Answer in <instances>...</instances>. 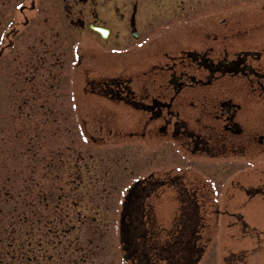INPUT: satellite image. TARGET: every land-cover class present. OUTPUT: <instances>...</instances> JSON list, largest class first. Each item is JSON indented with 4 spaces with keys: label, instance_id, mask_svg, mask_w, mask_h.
Wrapping results in <instances>:
<instances>
[{
    "label": "rangeland",
    "instance_id": "rangeland-1",
    "mask_svg": "<svg viewBox=\"0 0 264 264\" xmlns=\"http://www.w3.org/2000/svg\"><path fill=\"white\" fill-rule=\"evenodd\" d=\"M105 2L104 17L123 41L112 42L104 52L86 32L77 36L65 26L62 0H0V47L6 48L0 57V238L30 235L36 255L46 248V264H132L130 257L124 258L121 241L124 197L137 181L164 178L169 167V140L159 131L162 119L147 124V114L138 107L105 96H86L89 84L84 76L93 66L96 71L95 63L103 59H83L77 66L70 50L80 53L92 44L97 55H107L97 72L118 82L128 80L134 94L141 86L140 79L152 75L158 80L153 86L162 87L161 93L168 86L164 72L167 75L168 63H172L167 58L173 52L171 44L186 43L198 49L202 39L209 47L226 48L224 54L231 58L240 47L242 34L257 37L264 32V0ZM114 4L126 18L134 4L139 41L124 39L127 27L110 19ZM22 6L26 8L22 10ZM12 20L18 32L14 48L8 52L10 37H1ZM42 43L63 53L47 59V70L53 64L56 79L50 77L54 81L47 79V70H41L37 60ZM262 47L258 52L264 59V42ZM29 51L36 61H31ZM28 61L26 78L21 65ZM13 65L19 69L12 75ZM72 72L74 82L65 77ZM118 82L112 85L121 90ZM75 87L76 97L72 98ZM225 89L226 81L220 80L186 90L185 95ZM28 136L31 154L25 160L23 139ZM254 165L260 169L257 161ZM191 166L192 172L199 170V160ZM206 185L209 198L218 204L209 211V227L204 232L208 238H203L205 253L199 264H264V191L235 185L227 190L226 184L220 194L212 195L215 189ZM155 192L160 197L153 198L159 224L155 235L163 239L168 233L161 228H170L169 213L181 211L176 210V199L170 202L169 189L159 185ZM24 215H28L27 221L22 219ZM130 231L127 227L126 235L132 237Z\"/></svg>",
    "mask_w": 264,
    "mask_h": 264
},
{
    "label": "flooded vegetation",
    "instance_id": "flooded-vegetation-1",
    "mask_svg": "<svg viewBox=\"0 0 264 264\" xmlns=\"http://www.w3.org/2000/svg\"><path fill=\"white\" fill-rule=\"evenodd\" d=\"M107 3L105 0H62L61 5V8L65 9V26H70L72 33L74 31L77 36L86 32L94 40L93 43L101 46L100 50L104 52L108 51L107 48L112 42L118 44L120 39L123 41L121 34L114 31L111 23L104 17L106 13L103 9ZM22 7V10L26 8ZM111 13L113 20L127 27L128 34H123L124 39L128 40L130 37L132 40V32L136 30L134 5L127 18L126 13L120 12L116 5ZM15 26L14 21L11 22L7 34L1 37H10L8 52L14 48V38L18 32L14 30ZM99 28L111 30L107 40L99 32ZM240 35L237 34L236 37ZM242 35L239 39L240 47L231 53V58L224 54L227 53L226 48L209 47L204 45L202 39L198 49H191L186 43H174L177 46L171 44L173 52L167 54L170 59L168 61L172 62L168 63V76L162 71L168 86L160 93L162 87L153 86L158 80L149 75L140 79L138 96V91L134 94L129 89L128 80L118 82L106 77L104 73L97 72L98 65L107 60V55H97L91 50L92 44L80 53H77L76 49L70 50L76 58L77 66L81 65L83 59L87 62L93 61L94 57L103 59L95 63L96 71L93 66L91 73L84 76L85 80L88 78L89 84L86 96H105L113 101L120 100L127 105L138 107L147 114V124L162 119L159 131H162L163 135L166 133L169 140V167L166 176L155 179L151 176L145 183L137 181L127 190L122 203V243L127 255L124 258L130 257L132 264H160L161 261L163 264H193L196 259L202 257L206 246L203 238H208L204 232L209 227V211L215 210L218 204L209 198L210 190H207L206 182L215 189L212 195L220 194L226 184L227 190L235 185L236 188L252 187L251 190L256 192L264 191V59L262 53L258 52L263 49L264 32L259 33L257 37L254 33ZM5 50L6 48L0 47V57L4 56ZM56 54L63 56L59 48L41 44L37 59L42 65L41 70H47V59L55 57ZM30 59L32 62L36 61V58L31 56ZM57 59L59 60L58 57ZM26 66L29 68V61L21 65L26 73V76H23L27 78ZM52 66L53 64L47 70L49 76L46 77L49 81H54V78L50 77L54 75ZM18 67H11L12 75L17 72ZM145 74L146 72L144 76ZM75 76L72 72L65 77L72 78L74 82ZM54 77L56 79V75ZM220 80L226 81L224 91L185 95L186 90L205 88L206 85ZM115 82H118L117 86L122 88L121 90L114 88L112 84ZM71 95L72 98L76 97V87L71 90ZM164 96H167V99ZM188 105L190 109H187ZM24 133L28 134L25 131ZM30 142L29 136L23 139L25 160H28L31 154ZM195 157L199 159H194ZM196 160H199L200 169H194L192 172L191 162ZM255 161L260 164V169L254 165ZM159 185L161 189L170 190V202L176 199V210L181 211L178 215H174L173 210L171 215L169 213L170 228H161L163 232L168 233L163 239L155 235L159 234L156 231L159 224L153 198H160L155 192ZM5 194L9 195V191L6 190ZM217 211L219 209L215 215ZM27 219L28 215H24V220ZM12 221L11 216L10 223ZM127 227L131 230L132 237L126 235ZM40 251L35 254L30 235L18 238L11 234L9 238H0V264H46V248Z\"/></svg>",
    "mask_w": 264,
    "mask_h": 264
}]
</instances>
